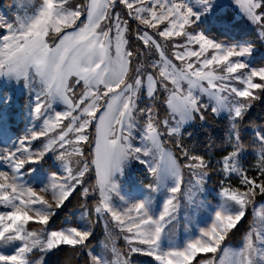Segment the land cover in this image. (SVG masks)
Returning a JSON list of instances; mask_svg holds the SVG:
<instances>
[{
  "label": "snow or ice",
  "instance_id": "obj_1",
  "mask_svg": "<svg viewBox=\"0 0 264 264\" xmlns=\"http://www.w3.org/2000/svg\"><path fill=\"white\" fill-rule=\"evenodd\" d=\"M198 3L204 11L211 7L210 0ZM236 3L264 41V0ZM29 4L31 14L0 16V75L37 87L35 123L11 147L0 148V161L8 165L0 170V248L13 249L0 251V264H45V256L62 246L84 253L85 264H143L141 256L159 264H264V205L255 207L257 193L264 196V125H252L250 145L241 135L248 109L264 97V65L246 62L255 41L217 43L191 27L199 12L172 0ZM57 102L64 110L54 108ZM209 110L227 112L230 120L227 146L215 167L211 157L184 144L185 135H192L185 126L206 120ZM248 146L251 161L245 159ZM50 156L58 165L50 166L37 189L23 178L36 176ZM133 159L151 176L148 194L140 197L121 194L119 177ZM185 170L191 177L187 186ZM213 171L223 178V203L211 224L184 244L169 241L165 248L178 195L198 209L197 197ZM161 189L167 196L157 214L151 193ZM73 197L83 201L80 219L54 227ZM249 204L252 219L243 246L229 247L226 238L247 217ZM93 215L106 230L99 248L91 244ZM30 222L36 225L31 230ZM120 236L123 247L116 243Z\"/></svg>",
  "mask_w": 264,
  "mask_h": 264
},
{
  "label": "rangeland",
  "instance_id": "obj_2",
  "mask_svg": "<svg viewBox=\"0 0 264 264\" xmlns=\"http://www.w3.org/2000/svg\"><path fill=\"white\" fill-rule=\"evenodd\" d=\"M37 2H39V0H37ZM72 2L75 3L77 2V0H72ZM172 2L188 4L190 7H193L194 11L200 13L199 19L195 20L194 18V23L191 26L197 32L202 31V25L206 27L210 25L218 26L231 35L244 33L247 31H254L256 35V32L258 31V29H256V27L247 20V17L244 16L239 5L236 3V0H210L211 7L208 11H204L203 7L199 5L198 0H172ZM25 12H27L28 14L32 13V6L29 4V0H0V16L6 18L7 20H14L17 15L23 16ZM197 24L198 27H196ZM252 39L255 41V49L251 56L246 58V62L250 63L254 56L258 57L262 54V50L259 47L264 45V41L259 40L257 37H254ZM214 41L224 45L233 44L223 43L216 40ZM192 47H197V45L193 44ZM165 48L167 54L171 57V45L166 44ZM149 59H151V57H149ZM36 93L37 87L35 85L28 86L25 84L23 79L18 80L17 78L9 74L0 75V148L11 147L12 144L23 137L26 134V131L32 126V124L35 123L31 115V107L34 104ZM145 100H147V97L142 96L141 103H143ZM204 101H207V97H204ZM14 107L15 110H13ZM54 108L56 110L62 111L64 110V105L60 102H57L56 104H54ZM216 116H225L229 120L227 112H222ZM9 117H12L15 123L21 124L19 133H14L9 129ZM37 126H39V124H37ZM139 136L140 131L139 129H137L134 131V143H139ZM215 161L216 160L213 161V165H215ZM47 165L55 166L58 165V162L54 160V157L50 156L49 160L47 161ZM48 166H43L40 172L36 174V176L25 175L23 179L29 184H34L37 189H39L40 185L37 183V181L45 179V173L50 168ZM0 170H8V165L3 161H0ZM190 178L191 177L189 171L185 170V186H187ZM222 179L223 178L221 176V180ZM150 182L151 176L147 172V166L142 165L139 161L134 159L128 161L127 166L125 167L124 175L119 177L121 194H124L126 196L140 197L148 194L147 184ZM220 182L216 192L211 190V188L208 187L206 183L204 184V190L197 197L198 201L201 202V206L198 209L191 208L183 198V196L178 195L179 209L176 213V219L174 220L173 225L171 227H168L166 232L164 233L162 246L166 248L169 244V241L176 245H182L189 238L198 235L199 228L211 224L214 211L221 203H223V199L219 194ZM232 183H235V181L233 180ZM112 195L114 198V202L119 203L118 197H115L114 193ZM206 195H212L216 198L215 201L213 203H210L211 200H207ZM151 196L154 201L153 211L158 214L159 210L163 206L164 199H166V190L161 189L158 192L153 191L151 193ZM262 205L264 204L259 202L255 204V207L259 209ZM0 210H4L2 205H0ZM81 212L82 210L79 212L77 220L80 219ZM186 215L188 217L187 219L185 218ZM99 222L101 225V229L103 230L104 237H101L102 239L99 240V243L96 246L97 248L100 247L102 241H105L106 231L104 221L100 220ZM110 230H112L114 234L118 232V230L111 225ZM242 237L237 242L231 240L227 241L225 244L232 248L242 247ZM119 239L120 241H122V244L124 246L125 242L122 236H120L116 240V243H118ZM0 251H3L5 254H11L13 249L10 247L0 248ZM139 259L143 261V264H159L158 261H155L154 257L141 256L139 257Z\"/></svg>",
  "mask_w": 264,
  "mask_h": 264
},
{
  "label": "trees",
  "instance_id": "obj_3",
  "mask_svg": "<svg viewBox=\"0 0 264 264\" xmlns=\"http://www.w3.org/2000/svg\"><path fill=\"white\" fill-rule=\"evenodd\" d=\"M136 27L135 24H132V28ZM198 27V24L196 25ZM202 31L208 37L223 43H235L237 41H241L247 38H254L256 37L254 31H247L244 33H237V34H229L225 32L218 26L210 25L204 26L202 25ZM262 50V54L258 57L254 56L251 60L253 65L259 66L264 64V45L259 47ZM158 95L162 96V93ZM15 110V107L13 108ZM164 106L161 104V116L164 114ZM206 120L201 121L199 118L194 123L187 125L183 131L185 133L191 132V136L185 135L184 137V144L189 149L198 152L200 154H204L205 156L211 157L212 161L218 159L225 147L227 146V140L230 130V122L228 118L225 116H216L211 111L206 112ZM9 129L12 130L14 133H19L21 129V124L15 123L12 117H9ZM252 125H264V97L258 99L253 102L252 107L248 109L243 123L241 127L243 132L241 133L242 138L246 145H250V141L252 138ZM172 147V145H168ZM247 151L249 155L245 157L247 161H251L253 156L251 155L252 148L250 146L247 147ZM43 166H48L47 162ZM50 167V166H48ZM215 167V165H213ZM221 180V175L217 172L213 171L210 172L209 177L206 180V185L211 188L214 192L217 191L219 182ZM207 200H211L210 203L215 201V197L212 195H206ZM263 203L264 204V196H261L257 193L255 197V204L256 203ZM94 201H88L89 206H92ZM83 201L78 200L77 197H73L71 202L67 203L66 207L60 212L59 216L55 218L54 227L60 226L65 220L75 221L78 218L79 212L82 210ZM252 208L253 205H248V215L247 217L238 225L237 230H234L232 234H230L226 241H239L242 235L245 233L246 229L249 226V221L252 219ZM92 220L94 222V231L93 236L91 238V244L93 246H97L99 240L102 239L103 230L101 229L100 222L96 221V216H92ZM32 227H36V225L30 222L29 228L31 230ZM102 237V238H101ZM118 246L123 247L122 241H118ZM38 254H34L29 258L32 260L36 259ZM210 255V254H200ZM86 256L84 253L79 251L74 252L68 246H62L60 250L53 251L50 254L45 256V264H85Z\"/></svg>",
  "mask_w": 264,
  "mask_h": 264
}]
</instances>
